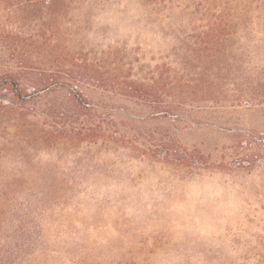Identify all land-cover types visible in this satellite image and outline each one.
I'll return each instance as SVG.
<instances>
[{
    "label": "rangeland",
    "instance_id": "obj_1",
    "mask_svg": "<svg viewBox=\"0 0 264 264\" xmlns=\"http://www.w3.org/2000/svg\"><path fill=\"white\" fill-rule=\"evenodd\" d=\"M184 3L176 4L184 11L177 18L195 11ZM15 4L0 8V105L43 114L31 119L35 127L73 121L82 133L72 142L35 145L28 156L11 146L15 120L0 117V182L14 191L26 183L15 203L29 199L22 210L35 214L31 200H42V213L52 217L46 230L84 236L89 247L168 251L152 264H264V101L238 98L264 70L256 37L235 32L247 20L236 23L232 6H219L210 12L220 20L208 14L174 23L173 30L188 31L169 38L145 34L143 23L121 21L113 9L92 19L85 37L76 30L86 8ZM18 13L30 18L21 25ZM100 27L107 29L103 38L94 35ZM38 31L46 39L35 50L39 70L3 84L17 63L3 38ZM183 44L201 50L185 51ZM123 81L148 89L142 99L124 97ZM44 83L52 85L41 91ZM99 126L103 137L94 135ZM8 227L1 222L0 233Z\"/></svg>",
    "mask_w": 264,
    "mask_h": 264
},
{
    "label": "trees",
    "instance_id": "obj_2",
    "mask_svg": "<svg viewBox=\"0 0 264 264\" xmlns=\"http://www.w3.org/2000/svg\"><path fill=\"white\" fill-rule=\"evenodd\" d=\"M11 2L25 5L22 7L28 10L40 8L44 11H54V9L58 7H69L73 5L86 8L87 11L85 15H82L81 19H79L78 29L76 30H81L82 33L80 34L85 37H88L90 34L89 25L92 24L91 20H100V18L105 15H107V17L111 16V11L113 9L117 11L121 21L130 20L132 18V20L134 19L133 23L137 25L143 23L145 34L158 35L163 33L170 38L176 37L177 35H184L188 31L186 29H180L182 25H179L177 30H173L172 24L178 22H189V24H191L195 21L207 19L208 14L211 19L220 20L221 17H217L218 15H215L214 12L211 13L210 9L230 5L235 12L232 19L236 20V23H239V20L242 19L247 20L246 22H241V29L240 26L238 28L236 27L237 31L235 32L241 35L244 34V38L246 39L251 36L256 37L257 51L262 55V57L256 59L258 65H263L264 67V0H188L195 11L192 15L185 17V19L177 18L178 15L184 16V11L179 9L182 6L176 5L179 3L183 4L185 0H0V4L2 5L0 8L4 12H8L9 9L5 7V4ZM119 8H124V10L127 11L131 9L133 14L132 17H127L125 11H121ZM14 11H20V8ZM23 12L25 13L27 10ZM26 14L27 16L25 17L22 13H18L19 24L23 25V23L30 18L28 17V13ZM225 15L228 17L230 16V14ZM253 19L255 23L252 29L250 21ZM52 22V24H55L54 21ZM167 28L170 29V33L165 32ZM92 29L96 30L95 27ZM190 30L193 32V29ZM54 31L56 33L57 28L55 25H52L50 33L53 34ZM106 31L107 29L100 27L94 35L97 34L100 38H103L104 35H106ZM210 32L214 34L216 30L212 29ZM45 40L46 39L39 31L28 38L18 35H7L3 38V43H9L12 46V54L16 56L17 59L14 69L6 71L5 74H8V77L5 78L6 81L3 84L12 83V80L18 83L26 76L33 75L34 71L39 70V68L36 67L37 64L40 63V60H42V57H40V54L35 50L38 48L39 44L44 46L46 44ZM53 40L57 41L58 38L55 37ZM183 45L184 48H186L185 51L189 50L191 52H196L201 50L197 47V44L193 46L187 44ZM117 53V51H114V53L112 52L113 55ZM35 65L36 67H34ZM263 67L261 66V68ZM79 76L82 77V75ZM8 78H10L9 82ZM252 80H254V78ZM256 81L257 83L255 86L248 88L245 93L238 95V98H242L243 101L247 102H249V100L264 101V70L260 71ZM51 85L50 83H44L41 91L49 89ZM119 86L120 89L118 93L121 96L136 97L138 99H142L144 91L148 89L143 84L133 81H123ZM153 102L152 103L157 106L156 108L160 109V103L156 101ZM176 105L170 107L173 110L180 107ZM172 109H170V112H174ZM5 115L12 116L10 120H15L16 123L17 138L15 142L11 143V146L24 155L30 156L31 152L35 149V145L44 147L47 145L48 141L51 143L50 141L54 142L60 138L72 142L82 135L81 129H78L79 127H75L76 125L74 124L71 125L73 121L65 125H59L54 130L35 127L31 119H35L39 116L41 117L43 114L38 112L30 113L28 110L26 112L23 108L17 111L16 109L0 105V117H4ZM35 132H37L39 136L36 140L37 142L33 144V141H35ZM104 133L105 130L99 126L94 135L103 137L105 136ZM20 157H23V155ZM6 183L10 182H0V224L1 222H4V224L9 223L10 227L6 230L4 229L5 231L3 233H0V243H3V249L0 253V264H152V257L158 255H162L163 257L168 256V251L163 248L118 249L115 251L113 249L100 250L96 247H89L84 236L75 233H57V231H51L50 229L46 230V227L51 224L50 221L52 217L42 213L41 207H43V201L31 200L34 203L35 214L32 212H25L22 208H30V206H28L30 205L29 199L16 203L15 199H19L23 192L22 188L26 183L19 185L15 184V191L10 190ZM25 188H27L26 193H30V190H32L29 186ZM50 195L62 198V193L48 190L47 196ZM43 196L44 194L41 193L40 197ZM40 197H38V195L35 196L37 199ZM12 203H14V207H11ZM25 203L26 206H24ZM9 211L12 215L9 214V217H5L4 215ZM178 253L180 254L181 252L179 251ZM177 264L189 263L182 260L181 263Z\"/></svg>",
    "mask_w": 264,
    "mask_h": 264
}]
</instances>
